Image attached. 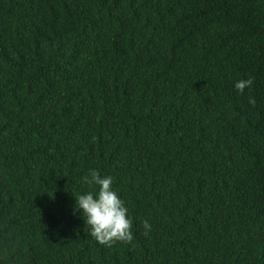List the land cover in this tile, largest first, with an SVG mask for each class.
<instances>
[{
    "label": "trees",
    "instance_id": "1",
    "mask_svg": "<svg viewBox=\"0 0 264 264\" xmlns=\"http://www.w3.org/2000/svg\"><path fill=\"white\" fill-rule=\"evenodd\" d=\"M0 264H264V0H0Z\"/></svg>",
    "mask_w": 264,
    "mask_h": 264
},
{
    "label": "clouds",
    "instance_id": "2",
    "mask_svg": "<svg viewBox=\"0 0 264 264\" xmlns=\"http://www.w3.org/2000/svg\"><path fill=\"white\" fill-rule=\"evenodd\" d=\"M253 85L252 78L240 79L234 87L239 94ZM249 103L255 105L254 98ZM83 182L98 186V190L84 192L74 198L72 212L79 213L85 225L89 226V234L102 245H111L115 241H127L132 238V221L128 209L117 191L113 188L111 176H101L99 172L92 171L90 176H84ZM147 231L151 230L148 221L143 222Z\"/></svg>",
    "mask_w": 264,
    "mask_h": 264
}]
</instances>
